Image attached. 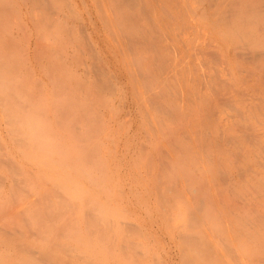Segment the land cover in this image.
<instances>
[{"label":"rangeland","instance_id":"obj_1","mask_svg":"<svg viewBox=\"0 0 264 264\" xmlns=\"http://www.w3.org/2000/svg\"><path fill=\"white\" fill-rule=\"evenodd\" d=\"M147 1L142 4L148 3L149 11L134 18L147 35V58L153 62L161 46L172 52L168 63H158L164 74L156 82L177 117L156 88L130 83L132 56L114 53V37L99 18L106 2L100 8L99 0H54L52 17L28 0H0V264H264V126L259 123L264 125V103L246 121L239 115L233 120L226 134L237 138L236 144H212L202 131L209 107L217 104L207 81L202 80L205 87L197 81L219 68L207 50L208 35L238 34L253 42V36H264V22L222 21L230 7L213 8L207 0L189 1L187 23L170 22L174 5ZM202 8L205 15L191 12ZM58 13L69 18L66 26ZM77 19L92 36L79 35ZM45 20L50 23L39 24ZM62 26L75 28V35L72 30L61 37ZM81 37L90 38L82 46L89 51L92 39L110 46L111 64L125 61V70L118 67L128 80V99L110 87L96 55L87 50L74 62L73 47ZM78 81L87 91L82 104L94 116L93 125L85 115L78 119L85 113L81 108L74 110ZM251 98L247 104L256 106ZM37 105L41 109L34 110ZM30 113L40 140L54 138L50 146L56 153L62 148L67 157H49L40 145L25 141L34 133L24 127ZM133 117L136 135L129 134ZM243 126L248 137L240 133Z\"/></svg>","mask_w":264,"mask_h":264},{"label":"bare ground","instance_id":"obj_2","mask_svg":"<svg viewBox=\"0 0 264 264\" xmlns=\"http://www.w3.org/2000/svg\"><path fill=\"white\" fill-rule=\"evenodd\" d=\"M111 1L113 3L116 0H114V1L111 0ZM119 1L120 2H118V3L116 2L115 4L111 3L112 7L106 8L107 11L104 12V14H103L104 16L103 17H102V15L100 16V19L102 20V22H104L102 24L105 25L102 27H104V30L106 28L107 29L109 28L111 35H109V34L108 35L111 37H114L113 40H115L114 41L115 46L112 48L114 49L115 54L119 55L121 53L123 55H127L128 52H130L132 58H130L129 62H127L128 69L130 70L129 76L131 77V80H132V82L130 80V83L133 84V83H137V82L141 81L142 84H145L152 91L154 88L157 89V87H158L157 86L158 82H156L158 79L156 76L164 74V73H162V69H163L161 67L162 65L161 66L158 65V63H160V64L161 63H164V64L168 63L169 59L167 58V55H171L172 52H171V50H169V48L167 46H164V47L161 46V50L158 52L159 55L156 56V59H153V62L150 60V58H147V56H146L147 51L145 50V43H146L145 40H147L146 39L147 35H146L145 31L143 32L142 27L138 26L137 23L139 21H137V19L134 18V15L137 14V12L140 10L143 11V14L146 13L145 10H147V12H148L149 11L147 9L148 6L146 7V5H148V3H146L144 5V4H142L143 1H141V0H119ZM169 1H172L171 3H173V4L175 3L174 0H169ZM204 1H206V0H204ZM207 1L211 2L210 4L213 8H215V6H219V7L220 6H229L231 4L229 2V0H214V1H218V4H216L215 2H212L213 0H207ZM69 2L74 4L73 9H75V7H77V5L75 6L74 2H72V1H69ZM144 2H149V1L146 0ZM68 4H65V5L67 6ZM231 6L233 8H230V11H224L225 12L224 14L227 15L228 17L223 19V20L218 19L217 21H221V20L225 21V22L233 21V22L242 23V24L246 23V22L257 23L260 21L262 23V20H263L262 18H260V19H243V20L233 19L231 16H234V15L237 16V15L241 14L242 9H243L242 7L246 6V4H240V3H233L232 2ZM235 6H236V10H235ZM249 6H253L251 8H258V10H250L251 14H256V15H263L264 14V10L261 8V7H264V0H262V2H259V3H252ZM68 7L70 8V10H72V8H71L72 6L71 7L67 6V9H69ZM145 7H146V9H145ZM124 8H128V9L133 8L134 13L132 14V16H130V17L125 16V11H123ZM58 9H60V8H58ZM61 11H63V10H61ZM75 11H74V14L78 13V12L75 13ZM217 11H218V14L223 13L222 10H216V12ZM191 12H193L195 14H200V15L202 13L203 14L205 13L203 8L200 9L199 11H191ZM62 13H58V16L56 15L58 17V20H61L60 19L61 17H65V18H63L64 20L66 18H68L66 15L61 16ZM71 14H73V13H71ZM90 14H91L90 18L93 19V16H92L93 14L92 13H90ZM105 17L107 20L105 19ZM75 18H77V15ZM66 20H69V18ZM66 20H65V22H63V24L66 22H69ZM77 20H79L80 21L79 23L81 24V20L80 19H77ZM82 23L83 24L80 25L81 28H79L81 31H78V32H81V33L86 32L87 36H92L93 32L90 33V31H88L89 29H88L87 25H85L84 22H82ZM89 23L91 24V22H89ZM39 24H45V23L39 21ZM67 24L68 23H66V25ZM92 24H93L92 25V27H93L94 23H92ZM65 26L60 27V30L62 31L60 34L61 37L64 34H67L68 31H72V30H73V34L75 35V32H76V31L74 32L75 28L74 29L70 28L72 30H69L68 26L67 27H65ZM58 27H59V25L55 28H58ZM72 27H75V26L72 25ZM96 28H97V24H96ZM236 28H237L236 32H239L238 31V30H240L239 25ZM196 29L200 32V30L202 28L196 27ZM213 29H215V28H213ZM94 32L97 33L98 31L97 32L94 31ZM81 33H79L80 36H82V35L86 36V33H84V34H81ZM79 35L77 34L78 37H80ZM108 35H107V37H108ZM56 36H59V35H56ZM73 37H75V36H73ZM104 37H106V36H104ZM201 37H202V39H206V36L204 35V33L201 35ZM101 38H103V37H101ZM207 38H211V40H209L207 42V47L209 48L207 50L209 51L210 55L212 56L216 65L219 66V68L218 67L215 68L214 72H211V73H209V72L204 73L203 72V74H200L201 78L197 77V81L202 86L205 87V85H207V84L209 85V87L211 88L212 98H214V99H211V98L210 99H211L212 103L217 104V106H214V107H212V104H211V106L209 107L210 114H209L208 119L205 123L206 131L205 132L202 131V134L205 137V139L212 144H217L219 142H224L227 144H229V143L236 144L238 142V139L234 138V137H230L226 134L227 131L230 130L229 127L233 124V120L237 119V116L239 115V117L242 116L246 121V118L249 114H251L257 110H261L263 107V103H264V99H263V94H264L263 78H264V74H262V71L264 70V65H263V63H264V36L263 35L253 36V40H254L253 42L247 41L245 36L238 35V34L229 35V36L227 34L221 35V36L217 35L214 37H209V35H208ZM237 38H243L244 39V40L242 39V42L240 43V45H237V43H236ZM83 39H82V37L80 39L78 38V40L76 41V44H74L75 46L74 47L72 46L73 47V51H72L73 56L72 57H74L75 63L79 62V60H80L79 56L84 55L83 53H86V51L89 48L88 47L86 50V48H82V46H88L90 43L88 44L87 41L91 42L90 38H89V40L87 38L86 39L83 38ZM108 39H112V38L108 37ZM56 41H58V38ZM79 41L81 42V45H80ZM82 42H87L86 43L87 45L83 44ZM108 42L111 43V41H108ZM113 43H111V45ZM92 44L91 45L93 46L94 49L91 48L90 49L91 52L88 50V53H90V54L93 53L94 56L96 55L97 58L100 59V61L104 63L103 64L104 69L102 67L101 68L103 70H107V73L110 76V77H108V80L111 83L110 87L116 88V90H118V92L119 91L121 92V93L120 92L119 93L122 94L124 96V98L128 99V95L126 94L127 93L126 86L128 85V82H127L128 80L126 81L122 77L123 74L120 72L121 67H119L120 69L118 70L119 65H121L123 67V69L125 70V68H124L125 61L123 63V60H122L121 62L123 64H121V63L118 64L116 62L117 61V58H116V61H113L111 64L109 62V60H110L109 55L106 56V52H105L106 51L105 48L110 47V46L104 44V41H103V44H101L99 42L94 41L93 39H92ZM252 45L256 46L255 49H254V47H252ZM56 46H57V44H56ZM46 48H48V47L45 46V49ZM45 49H44V51H45ZM49 49H52V48L49 47L48 49H46V51L47 50L49 51ZM82 49L84 52L82 51ZM204 51H202V53ZM93 54H92V56H93ZM100 61H98L96 63H99ZM101 62H100V64H102ZM249 62L253 63L255 65V67H257V68H254L252 70H251V67L248 68ZM198 70L199 69L197 66L195 68V71H198ZM258 70H260L261 73ZM237 71H240V72L237 73ZM76 76H77V78H80L79 73ZM87 76H88L89 81L93 78V75L91 76V73H89V72H87ZM203 79H205V81H207V84L204 83V81H202ZM89 81H88V83L91 84V82H89ZM116 84H118V85H116ZM108 87H109V83H108ZM84 93L87 94V91L84 90L83 86H81L80 81H78L77 85H76V92H75L76 99L78 100L76 105H78V106H76V108H75V106H73V107L75 108L74 110H76V109L80 110V108H81L80 111L85 112V113L83 112L84 114L79 113V114H83V115L79 116L78 119H80L81 117H83L85 115L84 119L85 118L86 119L87 118L92 119V121L90 120L91 122L86 121V123L88 122L89 125H91V124L93 125V122L95 121V120L93 121L94 116H92V114H90V113H86L89 110H88L86 105L82 104ZM156 95L161 96L165 100V102H166L165 106L167 109H169L171 111V113L173 115L172 117H177L176 116V111H177L176 109L177 108L170 101V98L168 97L166 92L164 90H162L161 88H159V89H157ZM251 96L255 97V100L257 101L256 106L250 107L247 104V103L252 101ZM203 101H204V99H203ZM28 106L31 108L30 105H28ZM77 107H79V108H77ZM27 108L28 107H26V109ZM26 109H25V111H28ZM33 109L39 110L41 108L40 107L38 108V105H37V106H34ZM221 109H224V111H221ZM72 110H73V108H72ZM95 110L96 109L94 108V111ZM73 115H74V113H73ZM75 115H74V117H75ZM33 118H34V116L31 113L24 117V127L28 126L30 129H32L34 131V133L29 134L27 136L25 141H27L28 143L33 142L35 144L40 145L39 146L40 150L45 151L46 155L49 157H51V155H54V154L56 157L60 153L64 154L65 152L62 151L63 150L62 148H61V150H60V148L58 149V151L60 150V153L59 152L56 153L55 150H57V149L50 146L51 143L53 142L54 138H49L50 136H46V138H49L48 140H46V141L40 140V139H42L43 136L39 135L36 132L37 129H38V131H40V127L36 126L37 123ZM89 119H87V120H89ZM220 119H223V120H220ZM77 121L78 120H76V122ZM259 123L261 126H264L263 122H259ZM136 124H137V121L135 120V118L131 119L129 121V123H128L129 134L136 135L138 133L135 130ZM245 124H244V126H245ZM167 126L171 127L169 124ZM244 126L241 128L240 133L243 135H246L248 137L249 133H248L247 129L244 128ZM78 127H80V126H78ZM166 130L169 131V129H166ZM80 131L82 132V130L79 128L78 134H82V133H80ZM24 133H25V131H24ZM44 133L48 134L47 130L44 131ZM85 133H87V132H83V134H85ZM223 134H226V136H224ZM65 155H66L65 157H67L68 154L65 153ZM260 205H262V204H260Z\"/></svg>","mask_w":264,"mask_h":264},{"label":"crops","instance_id":"obj_3","mask_svg":"<svg viewBox=\"0 0 264 264\" xmlns=\"http://www.w3.org/2000/svg\"><path fill=\"white\" fill-rule=\"evenodd\" d=\"M141 1H143V0H141ZM155 1L156 2H165V3L169 4V5H174L175 6L176 11L175 12H172V11L169 12V15H170L171 18H169L168 21H170V22L171 21H175L176 23L181 22L182 24L188 22V17H189V1L190 0H174L175 1L174 4L171 3L172 1H169V0H155ZM99 2H100L99 3L100 8H101V5H102L101 2H106L107 3V8H109V7H112V4L113 3L115 4L116 2L118 3L120 1L119 0H116V1H114L112 3L111 0H99ZM229 2L231 3L229 5L230 8H232V6H231L232 5V2L233 3L246 4V6H243L242 7L243 8L242 9V13L239 14V15H243V18L241 20H243V19H260V18H262L263 19L262 20V23L264 22V14L263 15L251 14L250 10H258V8H251L253 6H249L252 3L262 2V0H229ZM28 5H31L33 7H35V6L36 7H40L42 10H44L47 13V15L52 16V17H53V14L55 13V10H54V6H55L54 0H28ZM261 8L264 10V7H261ZM106 11L107 10H105L104 12H106ZM104 12H103V14H104ZM87 13L89 15H91L89 11H87ZM140 13L143 14V11L140 10ZM90 20L93 21V19H91V18H90ZM159 21H161V20H159ZM44 23H50V22L48 20H45ZM246 23H249V22H246ZM257 23H261V22L259 21ZM105 49H106L105 52H106V56H107V55L110 54L109 48L106 47ZM119 69L120 68L118 67V70Z\"/></svg>","mask_w":264,"mask_h":264}]
</instances>
